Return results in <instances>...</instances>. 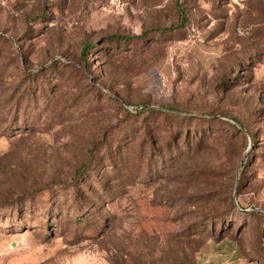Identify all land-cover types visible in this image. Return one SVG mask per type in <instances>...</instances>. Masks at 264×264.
Masks as SVG:
<instances>
[{"label":"rangeland","instance_id":"374dc122","mask_svg":"<svg viewBox=\"0 0 264 264\" xmlns=\"http://www.w3.org/2000/svg\"><path fill=\"white\" fill-rule=\"evenodd\" d=\"M0 264H264V0H0Z\"/></svg>","mask_w":264,"mask_h":264},{"label":"trees","instance_id":"16d2710c","mask_svg":"<svg viewBox=\"0 0 264 264\" xmlns=\"http://www.w3.org/2000/svg\"><path fill=\"white\" fill-rule=\"evenodd\" d=\"M180 12H181V16H182V22L183 23H185L186 22V20H187V18H186V14L184 13V11L183 10H181L180 9ZM137 37H139V36H137ZM114 38L116 39V38H119V39H131L130 37H128V36H124V35H116V36H114ZM91 48V45H86L85 47H84V49H83V55L84 56H86V53H87V51L89 50ZM232 128H233V132H236V131H239L240 133L242 132V128H240L239 126H237V125H232L231 126ZM239 132H238V134H239ZM245 162V161H244ZM243 165H244V163H243ZM242 165V166H243ZM80 221V220H79Z\"/></svg>","mask_w":264,"mask_h":264},{"label":"water","instance_id":"95a60500","mask_svg":"<svg viewBox=\"0 0 264 264\" xmlns=\"http://www.w3.org/2000/svg\"><path fill=\"white\" fill-rule=\"evenodd\" d=\"M243 162H244V161L241 162V166H242V163H243Z\"/></svg>","mask_w":264,"mask_h":264}]
</instances>
